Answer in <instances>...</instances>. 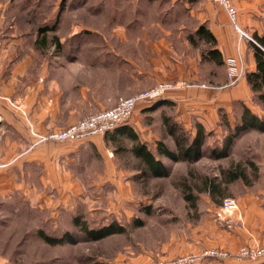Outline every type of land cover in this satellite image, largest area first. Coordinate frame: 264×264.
Returning <instances> with one entry per match:
<instances>
[{
  "label": "rangeland",
  "instance_id": "374dc122",
  "mask_svg": "<svg viewBox=\"0 0 264 264\" xmlns=\"http://www.w3.org/2000/svg\"><path fill=\"white\" fill-rule=\"evenodd\" d=\"M37 1L43 4L42 14L47 16L40 19L39 15L33 17L32 20L37 22L34 25L37 29L45 26L55 28L46 34L49 37L47 41L55 33L65 38L72 25L100 29L102 34L99 38L95 40V35H91V39L84 40L98 43L105 42L103 37L107 41L118 40V34L112 29L114 26L144 28V32L137 28L138 31L135 29L134 33L126 34L128 54L139 68L152 71V75L158 73L161 80L134 95L118 98L108 109L120 99L135 97L159 83H171L177 87L166 91L162 99L152 105L138 103L126 123L134 125L138 139L150 149L157 141L175 149L174 140L166 130V117L169 118L168 123H177L190 137L194 136L197 123L203 125L206 138L202 147L203 156L199 160L172 163L162 159L169 167L168 176L152 178L139 174L138 164L129 152L128 141L117 145L105 139L104 146L98 150L85 148L84 140L58 142L43 139L54 131L42 135L31 131V150L47 142L67 147L58 150H63V155H56V152L46 163L31 164L26 167L25 177L17 178V182L30 187V194L25 193L23 188H17L6 197H0V264H174L182 257L201 256L207 250L226 253V258H204L198 264H263L262 260L238 262L236 253L242 246L264 244H242L236 250L219 244L224 238L232 236L237 227L243 226L240 202L247 205L264 203V132L246 130L228 140L239 125L242 106L258 116L263 114L261 108L251 97L247 105L234 101L225 108H218L214 116L202 118L186 110L183 104L164 100L170 93L184 95L193 89L220 94L235 86L247 74L246 59L241 54L242 75L234 85L226 86L225 61L219 67L202 60L201 54L206 45L200 43L195 46L189 42L188 36L202 23L195 15L203 8L201 0L159 3L90 0L85 3L87 6L79 3L82 7L68 12L53 10L60 0ZM26 2L28 5L24 8ZM34 2L36 0H0V20H3L0 25L3 28L30 25L24 13ZM260 5L263 8L264 2ZM88 6L93 9L88 10ZM248 14L246 11L242 14L239 26L253 39V28L243 24V21L252 18H248ZM263 15L261 11L259 19L255 17L254 21L261 28H264ZM47 18L46 25L44 21ZM173 25L186 28L175 33V41L171 40V34L166 33ZM3 28L0 27L2 33ZM244 40L240 41V46ZM134 42H139L136 48L131 46ZM160 43L162 47L167 46L168 60L162 54H155L156 45ZM141 50L143 56L138 54ZM55 53L51 49L46 55L52 58ZM132 68L129 65V74ZM88 115L91 114L75 115L76 120L72 123H64L71 125ZM63 116L66 118L68 115ZM67 124L55 131L67 128ZM76 147L79 152L72 154L69 150ZM225 148L226 158L217 160L210 156L211 151L219 152ZM12 163L0 161V169ZM45 164L51 172L48 177H41ZM232 173H237L240 178L230 180ZM227 198L233 199L237 207L229 225L214 217V212ZM74 218L86 223L88 229L98 230L112 225L120 227L123 232L91 240L79 226L73 224ZM38 231L49 237L64 236V242L49 245L40 238ZM66 234L70 235L69 238Z\"/></svg>",
  "mask_w": 264,
  "mask_h": 264
},
{
  "label": "crops",
  "instance_id": "0c3cea01",
  "mask_svg": "<svg viewBox=\"0 0 264 264\" xmlns=\"http://www.w3.org/2000/svg\"><path fill=\"white\" fill-rule=\"evenodd\" d=\"M62 1L58 2V7L53 8L54 11L59 12L64 9L68 12L90 2V0ZM141 1L159 3L177 0ZM232 1L238 9L239 25H241L242 14L246 11L249 13L248 18H252L246 22L243 21V24L249 29L253 28L254 34L261 36L264 28L254 21L255 17L259 19L261 11L264 12V7L261 8L260 5L264 0ZM36 2L34 5L32 3L24 13L30 25L4 26V28L0 25L4 34L3 47L0 50V161L5 163L13 161L7 168L0 169L1 198L15 192L17 188H23L25 193L30 194L28 185L17 182L19 176L25 177L26 167L37 162L46 163L56 152V155L64 154L63 150L59 152L58 150L65 149L67 145L57 142H47L35 150L29 149L33 142L31 131L42 135L62 129L65 124L76 120L75 115L93 114L108 109L116 103L118 98L134 95L161 80L158 73L152 75V71L139 68L136 61L128 54L129 43L126 34L134 33L137 28L140 32H144V28L128 25L114 26L112 29L118 34V40L107 41L106 37H103L105 42L98 43L84 40L91 39V35H95V40L99 38L102 34L100 29L72 25L71 32L65 38L58 37L55 33L50 41H44L38 35V29L35 26L37 22L35 23L32 18L38 15L39 19L46 18L47 15L42 14L43 4L37 0ZM27 5V2L24 3V8ZM201 6L203 8L196 11L195 15L201 20V24L205 23L204 25L215 38L223 61L234 57L236 33L228 23L225 12L211 0H201ZM38 9L41 10L38 12ZM92 9L93 7L88 6V10ZM189 12L192 13V10ZM48 20L47 18L44 21L46 25ZM2 22L3 20H0V23ZM182 29L186 28L173 25L172 28L167 29L166 33L171 34V40L175 41V33ZM248 42L249 40L245 39L240 46L241 54H244L246 59V73L255 70L251 41L249 46ZM138 45L139 42H134L131 46L136 48ZM156 47L155 54H162L168 60L170 54L167 46L162 47L160 43ZM51 49H54L56 53L49 58L46 53ZM141 52L142 50L138 54L143 56ZM129 65L133 67L131 74H129ZM251 97L252 93L244 76L235 86L220 94H214L210 90L193 89L184 95L170 93L164 97V100L183 104L192 114L206 118L209 115L214 116L218 108H225L234 101L247 105ZM64 114L68 116L64 118ZM198 121L202 122L200 119ZM123 126L135 131L132 123L128 122ZM112 133L85 139L82 141L83 146L99 150L101 146H104L105 139L110 141L109 137ZM77 149L76 147L69 151L74 154L79 152ZM49 172L51 170L45 164L41 177H48ZM239 206L243 213V226L237 227L232 232V236L224 238L219 244L234 250L242 244H264V203L247 205L242 201Z\"/></svg>",
  "mask_w": 264,
  "mask_h": 264
},
{
  "label": "trees",
  "instance_id": "16d2710c",
  "mask_svg": "<svg viewBox=\"0 0 264 264\" xmlns=\"http://www.w3.org/2000/svg\"><path fill=\"white\" fill-rule=\"evenodd\" d=\"M54 29V27H40L38 28V35L42 37L41 40L46 41V33ZM53 39H55V37ZM188 40L195 46H198L200 43L206 45V49L201 54L202 60L214 63L219 67L224 64L221 53L217 48V42L204 24H200L196 27L194 33L188 36ZM252 40L251 48L253 50L255 70L247 73L245 77L252 93V99L256 101V105L261 108L263 114L258 116L251 112L248 107L242 106L239 125L235 127V131L231 133V136H228L229 141L236 138L240 132L246 130L264 132V33L261 36L254 34ZM165 121L167 133L173 138L175 149H170L163 141L155 142L154 148L150 149L146 143L138 139L136 132L127 126H119L113 130L109 140L111 143L117 145L123 141L130 142L129 152L138 164L139 174L152 178L167 177L169 174V167L164 165L162 159L172 163L181 161L189 163L196 162L203 156L202 147L206 134L204 132V127L199 123L195 125L194 136L190 137L177 123H168V117L165 118ZM210 156L217 160L226 158L227 148L219 152L213 150L210 152ZM251 166L253 167L252 164ZM238 178H240V176L237 173H232L230 175V180L232 181ZM187 198L189 199V197ZM79 220L80 219L74 218L73 224L79 226L91 240H99L112 234L123 232V229L120 227H114L112 225L102 227L98 230L88 229L86 223ZM38 235L49 245H56L64 242V236L60 238L49 237L42 231H38ZM65 236L69 238L70 235L66 234Z\"/></svg>",
  "mask_w": 264,
  "mask_h": 264
},
{
  "label": "built area",
  "instance_id": "2783aa9c",
  "mask_svg": "<svg viewBox=\"0 0 264 264\" xmlns=\"http://www.w3.org/2000/svg\"><path fill=\"white\" fill-rule=\"evenodd\" d=\"M212 3L218 5L225 12L228 23L237 34V53L234 57L227 58L225 64L227 66V80L229 85H234L242 75V57L240 51V41L247 39L253 42L239 26L238 23V9L233 4L232 0H211ZM0 29V50L3 47V35ZM225 86V87H226ZM177 86L171 83H159L154 88L143 92L135 97L120 99L118 103L111 109L103 110L69 125L67 128L54 131L45 136L43 139H49L58 142L81 141L88 139L91 136L102 135L115 130L117 127L126 124V121L135 110L140 102H146L152 105L162 95ZM149 105V106H150ZM236 203L233 199H225L221 206L214 212V217L226 224H230L232 216L236 212ZM204 258H226V253L214 250H207L201 256L182 257L174 264H198ZM236 260L238 262L255 263L259 260L264 261V245L257 246H242L236 253Z\"/></svg>",
  "mask_w": 264,
  "mask_h": 264
}]
</instances>
